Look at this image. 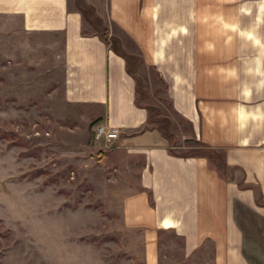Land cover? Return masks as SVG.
<instances>
[{"label": "crops", "instance_id": "crops-1", "mask_svg": "<svg viewBox=\"0 0 264 264\" xmlns=\"http://www.w3.org/2000/svg\"><path fill=\"white\" fill-rule=\"evenodd\" d=\"M76 0H0V34L61 37L52 66L65 103L97 110L120 130L115 155L133 163L134 190L122 199L125 230L140 234L144 264H158L171 233L185 257L210 264H264V0H80L103 10L166 84V103L202 146L223 152L226 179L205 157L170 153L149 127L124 56L95 33ZM139 102V103H138ZM132 167V168H133ZM243 186V187H240Z\"/></svg>", "mask_w": 264, "mask_h": 264}, {"label": "rangeland", "instance_id": "rangeland-1", "mask_svg": "<svg viewBox=\"0 0 264 264\" xmlns=\"http://www.w3.org/2000/svg\"><path fill=\"white\" fill-rule=\"evenodd\" d=\"M74 3L89 23L83 33L125 57L148 125L169 151L205 157L222 177L241 181L225 167L223 152L202 146L170 110L160 75L102 23L103 10ZM61 49V37L0 34V264H144L140 234L125 230L120 214L135 188L134 164L115 155V143H95L93 132L104 124L94 122L97 110L65 103L51 54ZM256 199L264 205L258 191ZM158 264H210V251L185 257L181 240L163 233Z\"/></svg>", "mask_w": 264, "mask_h": 264}, {"label": "built area", "instance_id": "built-area-1", "mask_svg": "<svg viewBox=\"0 0 264 264\" xmlns=\"http://www.w3.org/2000/svg\"><path fill=\"white\" fill-rule=\"evenodd\" d=\"M120 137V130L118 128L110 127L106 124L98 125L93 132V140L95 143L114 144ZM109 147V146H108Z\"/></svg>", "mask_w": 264, "mask_h": 264}, {"label": "trees", "instance_id": "trees-1", "mask_svg": "<svg viewBox=\"0 0 264 264\" xmlns=\"http://www.w3.org/2000/svg\"><path fill=\"white\" fill-rule=\"evenodd\" d=\"M94 122L97 123V122H100V120H95ZM170 153H171V152H170Z\"/></svg>", "mask_w": 264, "mask_h": 264}]
</instances>
